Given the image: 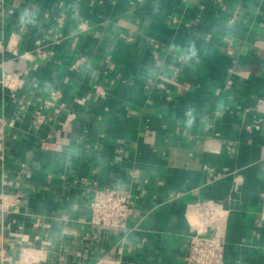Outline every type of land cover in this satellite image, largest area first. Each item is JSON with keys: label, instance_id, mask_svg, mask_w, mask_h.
I'll list each match as a JSON object with an SVG mask.
<instances>
[{"label": "crops", "instance_id": "0c3cea01", "mask_svg": "<svg viewBox=\"0 0 264 264\" xmlns=\"http://www.w3.org/2000/svg\"><path fill=\"white\" fill-rule=\"evenodd\" d=\"M0 40V71H24L16 95L31 103L19 113L0 87L13 121L0 151L1 254L184 264L191 232L209 227L224 264H264V0H6ZM36 41L52 55L35 56ZM51 88L64 106L33 130ZM60 136L58 150L45 143ZM94 187L130 196L125 229L88 223Z\"/></svg>", "mask_w": 264, "mask_h": 264}, {"label": "built area", "instance_id": "2783aa9c", "mask_svg": "<svg viewBox=\"0 0 264 264\" xmlns=\"http://www.w3.org/2000/svg\"><path fill=\"white\" fill-rule=\"evenodd\" d=\"M141 2L142 0H135ZM6 0H0V5H4ZM16 3L11 2V6L7 9L8 13H13ZM61 19L58 23L60 26ZM86 22H81L77 25L78 31L87 29ZM64 35L61 31H57L54 34V42L59 43ZM6 44L3 40H0V50L5 48ZM13 54H17L16 49L12 50ZM35 56L40 59H47L53 53V51L42 44L41 41H36L35 48L33 50ZM24 58V56L19 55ZM85 61L84 56L77 57L72 63L71 67L76 68ZM24 71L18 72H6L0 71V87L3 95L10 98L18 112H25L30 101L23 98H19L16 95L17 90L22 84V76ZM93 93L96 96L104 97L105 89L100 85L93 86ZM48 98L39 103L33 112V119L31 122V128L33 130H40L43 124L48 120V114L45 111L46 108H52V112L57 114L64 106L60 101V90L51 88L48 91ZM13 121L8 119L4 115H0V151L3 144L4 133L7 127H11ZM67 138L57 137L53 141H46L50 146V149L58 150L64 144L67 143ZM2 161L3 157L0 155ZM88 223L96 227H104L112 230L125 229L127 221L132 213V200L129 195L115 189V188H99L94 187L90 195L88 203ZM198 211L203 217L208 220H213L217 215L216 210L211 207H198ZM212 228L195 229L191 232L187 240V254L184 259V264H224L225 261V249L224 241L221 235L216 234ZM0 260L2 264H18L16 260L11 259L8 256H4L0 253ZM93 264H120V259L113 257L109 254L100 256L95 260Z\"/></svg>", "mask_w": 264, "mask_h": 264}, {"label": "clouds", "instance_id": "9594fccd", "mask_svg": "<svg viewBox=\"0 0 264 264\" xmlns=\"http://www.w3.org/2000/svg\"><path fill=\"white\" fill-rule=\"evenodd\" d=\"M189 123H190V121H189Z\"/></svg>", "mask_w": 264, "mask_h": 264}]
</instances>
